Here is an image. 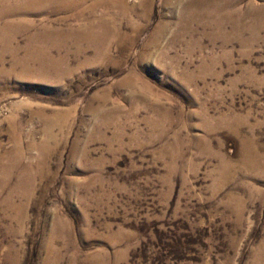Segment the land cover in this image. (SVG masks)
<instances>
[{"label":"rangeland","instance_id":"1","mask_svg":"<svg viewBox=\"0 0 264 264\" xmlns=\"http://www.w3.org/2000/svg\"><path fill=\"white\" fill-rule=\"evenodd\" d=\"M68 1L0 0V264H264V0Z\"/></svg>","mask_w":264,"mask_h":264},{"label":"bare ground","instance_id":"2","mask_svg":"<svg viewBox=\"0 0 264 264\" xmlns=\"http://www.w3.org/2000/svg\"><path fill=\"white\" fill-rule=\"evenodd\" d=\"M82 1L83 0H71V1H68V5L69 6H75V5H79V4H81L82 3ZM210 1V3H208ZM209 1H206V3L205 2H199L198 4H199V6H202V5H210V6H212V3H213V1L212 0H209ZM215 1V0H214ZM97 2H99V0L97 1ZM123 4V3H122ZM124 5V4H123ZM216 5H218V7H222V6H224L223 4H216ZM27 6V5H26ZM213 7H215V6H213ZM261 17V18H260ZM231 18H232V16H231ZM230 18V14L228 15V16H225V19H231ZM259 19H260V23L264 26V12L262 11V12H260V14H259ZM226 20V21H227ZM222 23V22H221ZM92 27V26H91Z\"/></svg>","mask_w":264,"mask_h":264}]
</instances>
